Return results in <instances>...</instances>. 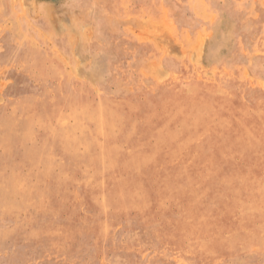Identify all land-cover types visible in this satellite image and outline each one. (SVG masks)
<instances>
[{
	"label": "rangeland",
	"instance_id": "rangeland-1",
	"mask_svg": "<svg viewBox=\"0 0 264 264\" xmlns=\"http://www.w3.org/2000/svg\"><path fill=\"white\" fill-rule=\"evenodd\" d=\"M0 264H264V0H0Z\"/></svg>",
	"mask_w": 264,
	"mask_h": 264
},
{
	"label": "bare ground",
	"instance_id": "bare-ground-1",
	"mask_svg": "<svg viewBox=\"0 0 264 264\" xmlns=\"http://www.w3.org/2000/svg\"><path fill=\"white\" fill-rule=\"evenodd\" d=\"M194 2H195V1H194ZM197 2H198V1H197ZM198 3H199V2H198ZM202 8H203V7H202ZM208 14H209V13H208ZM209 15H210V14H209ZM74 32H75V31H73V33H72V30H71V33H72V34H74ZM72 34H71V35H72ZM69 66H70V65H69ZM77 77H78V76H77ZM24 137H26V136H24ZM2 142H3V141H2ZM260 158H261V157H260ZM262 158H263V157H262ZM186 184H187V183H186ZM16 185H17V184H16ZM141 185H142V184H141ZM28 188H29V187H28ZM238 188H239V187H238ZM17 200H18V199H17ZM205 206H206V205H205ZM256 220H257V219H256ZM253 224H254V223H253ZM253 227H254V226H253Z\"/></svg>",
	"mask_w": 264,
	"mask_h": 264
}]
</instances>
